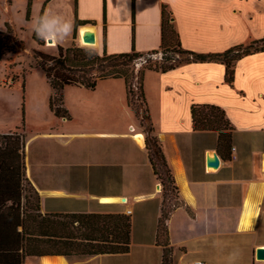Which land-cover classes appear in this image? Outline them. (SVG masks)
Listing matches in <instances>:
<instances>
[{
    "label": "crops",
    "instance_id": "crops-1",
    "mask_svg": "<svg viewBox=\"0 0 264 264\" xmlns=\"http://www.w3.org/2000/svg\"><path fill=\"white\" fill-rule=\"evenodd\" d=\"M67 1L44 0L41 7L45 4L43 17L54 15L71 24L68 43L53 39L54 45H71L77 15L95 22L83 26L94 28L99 52L104 46L109 54L133 47L141 53L158 50L163 5L172 11L180 42L188 50L222 52L264 38V0H70V6ZM64 3L70 7L67 12ZM143 91L150 133L128 104L121 78L100 80L93 90L66 86L68 116L50 110L48 122L38 118L35 132L24 130L26 176L39 192L43 213L123 211L132 217L127 254L78 262L47 257L52 264H162L163 249L157 242L162 185L147 148L154 135L184 202L168 223L173 264H264L256 256L264 246V51L236 61L233 86L225 82L224 64L198 62L167 72L146 70ZM52 92L51 87L49 101ZM195 104L226 111L234 126L229 151L219 150L218 131L193 129ZM215 154L219 166L210 167L208 160ZM248 215L251 221L245 227L241 223ZM44 257L27 258L25 264H44Z\"/></svg>",
    "mask_w": 264,
    "mask_h": 264
},
{
    "label": "trees",
    "instance_id": "trees-1",
    "mask_svg": "<svg viewBox=\"0 0 264 264\" xmlns=\"http://www.w3.org/2000/svg\"><path fill=\"white\" fill-rule=\"evenodd\" d=\"M32 1L28 0L27 19ZM45 6V4H44ZM42 8L38 22L43 17ZM172 11L162 7V43L158 50L109 54L105 46H79V26L95 25L94 21H74L73 40L69 46L57 44V55L34 50V57L46 74L53 92L50 110L58 117L68 116L64 107V88L69 85L95 89L100 80L124 79L128 104L146 133L153 132L144 97L143 78L146 70L167 72L181 65L219 62L225 65V82L233 86L235 63L243 56L264 51V38L230 47L222 52L200 53L185 49L175 28ZM104 23H106L104 19ZM105 28V27H104ZM104 29V38L106 39ZM32 37L41 38L34 30ZM105 45V44H104ZM18 39L10 26L0 29V62L17 53ZM163 52L160 63H150L137 74L129 75L127 61L145 54ZM10 83L7 86H12ZM138 103L135 105L134 95ZM136 106V107H135ZM140 110V112H139ZM195 131L219 132V150L232 147L234 126L226 111L217 105L195 104L191 108ZM26 134L17 131L0 133V264H25L27 258L63 256L69 262L84 261L99 255L127 254L131 249L132 217L123 211L115 213H43L37 188L26 176ZM147 148L154 174L162 185V207L157 228V242L163 249L162 264H173L174 248L170 243L169 220L184 202L161 141L152 136Z\"/></svg>",
    "mask_w": 264,
    "mask_h": 264
},
{
    "label": "rangeland",
    "instance_id": "rangeland-1",
    "mask_svg": "<svg viewBox=\"0 0 264 264\" xmlns=\"http://www.w3.org/2000/svg\"><path fill=\"white\" fill-rule=\"evenodd\" d=\"M43 1H34V11L31 7L30 16L27 19L28 0H0V29L5 31L6 26H10L18 39L17 53L8 56L10 58L8 60L4 57L0 62V133L10 130L24 134V130H26L31 134V131L35 132L38 127L35 124H41L35 120L40 118V120L49 121L47 119L50 114L51 85L44 70L34 57V50L52 55H57L58 50L56 43L54 45L49 43L48 39H41V44H39L32 37L42 11ZM67 2L70 6V0ZM68 3H64L62 7L66 12L70 10ZM5 5L10 8L8 11L5 10ZM69 35L70 33L63 37L65 44L68 43ZM76 42L79 43V46L85 45L80 42V31L78 30ZM86 46L91 47L93 45L87 44ZM163 55V52H159L145 54L133 58L131 61L128 60L127 71L129 75L138 77L137 74L141 69L150 63H160ZM10 83L13 86H3ZM136 96L137 93L134 95L135 105L138 103Z\"/></svg>",
    "mask_w": 264,
    "mask_h": 264
},
{
    "label": "clouds",
    "instance_id": "clouds-1",
    "mask_svg": "<svg viewBox=\"0 0 264 264\" xmlns=\"http://www.w3.org/2000/svg\"><path fill=\"white\" fill-rule=\"evenodd\" d=\"M53 21L55 24L52 23ZM35 31L41 39H62L70 33L71 24L58 16L45 14L38 22Z\"/></svg>",
    "mask_w": 264,
    "mask_h": 264
},
{
    "label": "water",
    "instance_id": "water-1",
    "mask_svg": "<svg viewBox=\"0 0 264 264\" xmlns=\"http://www.w3.org/2000/svg\"><path fill=\"white\" fill-rule=\"evenodd\" d=\"M93 28V27H92ZM82 39L85 43H88V44H95L97 39H96V36H95V31L94 29H92V31H86L84 33V35L82 36ZM48 42L52 43L53 42V39H48ZM208 166L210 167H218L219 166V157L217 154L214 155L213 159H209L208 160ZM121 201H125L126 199L124 197L120 198ZM256 256H257V259H261V260H264V246L262 247H259L257 250H256Z\"/></svg>",
    "mask_w": 264,
    "mask_h": 264
},
{
    "label": "bare ground",
    "instance_id": "bare-ground-1",
    "mask_svg": "<svg viewBox=\"0 0 264 264\" xmlns=\"http://www.w3.org/2000/svg\"><path fill=\"white\" fill-rule=\"evenodd\" d=\"M92 29H94V28H92L91 26H82L81 27V30H80V42L82 43V44H85V45H87L88 43H85L84 41H83V39H82V36L84 35V33L86 32V31H92ZM50 43V42H49ZM53 43V42H52ZM51 45H53V44H51ZM91 45H93V46H96L97 45V41H96V43L95 44H91ZM136 140L139 142V143H142L143 144V137H142V135H137L136 136ZM263 167H264V156H263ZM115 199H111V198H102L101 199V201L102 202H110V201H114ZM250 215H248L246 218H245V220H243L242 221V223L241 224H243V225H245V227H247L248 225H250ZM243 227V226H242ZM51 257V256H50ZM50 257H44L43 258V263L44 264H52L53 263V261H52V258H50ZM62 258V257H61ZM63 260V259H62ZM61 260V261H62ZM57 262V261H56Z\"/></svg>",
    "mask_w": 264,
    "mask_h": 264
},
{
    "label": "built area",
    "instance_id": "built-area-1",
    "mask_svg": "<svg viewBox=\"0 0 264 264\" xmlns=\"http://www.w3.org/2000/svg\"><path fill=\"white\" fill-rule=\"evenodd\" d=\"M233 152L235 151V148H232ZM232 158L235 159L236 155L233 153ZM191 264H205L203 261H194Z\"/></svg>",
    "mask_w": 264,
    "mask_h": 264
}]
</instances>
